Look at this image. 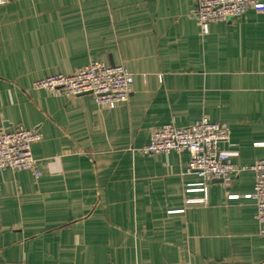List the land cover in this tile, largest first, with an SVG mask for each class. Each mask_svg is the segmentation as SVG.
Masks as SVG:
<instances>
[{
	"label": "crops",
	"instance_id": "1",
	"mask_svg": "<svg viewBox=\"0 0 264 264\" xmlns=\"http://www.w3.org/2000/svg\"><path fill=\"white\" fill-rule=\"evenodd\" d=\"M196 0L0 4V128L38 129L40 176L0 170V264H264L250 168L264 159V0L194 16ZM91 62L134 76L127 102L34 88ZM227 122L247 168L201 184L190 153L140 148L166 123Z\"/></svg>",
	"mask_w": 264,
	"mask_h": 264
},
{
	"label": "built area",
	"instance_id": "2",
	"mask_svg": "<svg viewBox=\"0 0 264 264\" xmlns=\"http://www.w3.org/2000/svg\"><path fill=\"white\" fill-rule=\"evenodd\" d=\"M11 0H0L5 4ZM263 0H196L194 16L207 32L212 22L242 16L249 8ZM134 76L123 64L91 62L76 68L70 74L57 73L33 82L34 88L69 96L92 94L101 107H114L127 102L133 89ZM40 130L23 126L12 130L0 128V170H31L40 176L38 160L32 153V144L40 141ZM222 143L233 145L231 129L227 122L211 121L204 116L189 126L166 123L155 127L150 142L140 148L144 154L154 155L170 151H188L189 172L196 173L201 184L221 180L229 186L234 175L246 169L237 164L233 157L237 152L221 147ZM250 168L255 173V186L248 197L255 199L257 218L264 231V159L257 160Z\"/></svg>",
	"mask_w": 264,
	"mask_h": 264
}]
</instances>
